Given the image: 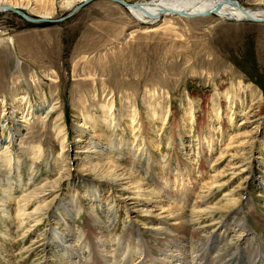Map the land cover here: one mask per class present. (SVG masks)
<instances>
[{"label": "rangeland", "instance_id": "rangeland-1", "mask_svg": "<svg viewBox=\"0 0 264 264\" xmlns=\"http://www.w3.org/2000/svg\"><path fill=\"white\" fill-rule=\"evenodd\" d=\"M0 1L34 20L50 17L30 24L0 12V123L7 120L14 134L7 147L0 145V264H70L58 243L48 241L47 220L35 227L34 219L17 215L16 201L48 190L65 173L83 175L81 180L96 176L80 166L97 163L101 168L106 161L113 168L132 169L142 182L141 191L126 187L123 177L98 185L106 199L119 202L106 233L117 238L139 230L152 254L159 255L156 248L163 247L155 243L154 232L174 221L166 215L169 200L162 194L155 198L152 190L158 191L162 181L182 178L196 200L206 197L199 210L241 198L254 244L264 248V21L221 20L212 14L163 16L145 25L133 19L126 5L107 0H93L77 11V5L64 9V0ZM238 1L255 11L264 4ZM83 117L91 119L93 140L113 134L123 148L100 155L81 144L84 138L75 143V127ZM253 131L256 147L249 157L240 156L239 138ZM0 139L9 140L8 131ZM207 147L212 155L206 162ZM132 151L140 157L135 168L129 167ZM148 152L153 163L146 172ZM164 164L168 167L160 176ZM68 182L78 190L70 192L85 211L66 219L67 226L96 228L86 219L90 202L81 194L82 182ZM61 194L59 200L66 197ZM180 208L191 216L189 204ZM93 210L103 216L99 205L93 204ZM201 215L192 226L196 237L206 240L224 232L217 215ZM65 228L60 223L57 231ZM225 233L220 254L234 252V244L243 239L232 229ZM116 247V240L108 244L110 251ZM184 249L193 251L194 245ZM133 257L132 264H140Z\"/></svg>", "mask_w": 264, "mask_h": 264}, {"label": "bare ground", "instance_id": "bare-ground-1", "mask_svg": "<svg viewBox=\"0 0 264 264\" xmlns=\"http://www.w3.org/2000/svg\"><path fill=\"white\" fill-rule=\"evenodd\" d=\"M85 1L86 0H76L74 3H71L70 1L67 2V0H64V9L76 5L79 6V4H82ZM3 7H9L14 10L19 9L5 1H0V8ZM257 9L258 11L245 9L238 0H153L150 2L130 4V7L126 10L136 21L145 25H152L157 22L158 18L163 16H183L182 18H185L184 16H186V18H188V16L199 17V15L208 12H214L213 14L221 20L249 21L248 19H253L255 21L257 20L256 22H262L264 21V4ZM0 12H2V10H0ZM49 18L48 15H44L41 17V20ZM54 110L55 108L53 107L48 110L45 113L46 117L48 118ZM38 111H41V109ZM10 116L12 115L10 114ZM88 119L90 118L83 117L80 124L75 127V133L77 134V137H75V143L82 142V138H84V141L81 144H88V147H93L97 150L96 153L100 155H103L101 154L104 153L103 151H105L106 154L108 153L111 155L112 152H119L123 148V145L116 143V137L113 134L107 136L104 140H101V142L99 139L93 140V134L89 133H92L94 128L93 124L89 122ZM5 122H7V120L0 123V133L2 134L8 131L9 140L3 141L0 139V145L6 144L7 147V145L12 142L14 134L6 128L7 124H5ZM18 122L21 124L24 123V121ZM111 128L114 129L113 124ZM82 133L87 136H81ZM256 135V131H253L248 135L243 137L239 136L240 138L238 137L240 140L238 142V149L241 150L240 156L249 157L248 155L252 154L256 147H254L253 142L256 139V141H258ZM250 138L253 141L249 142L248 140ZM261 145L263 144L261 143ZM260 147L263 151L264 147ZM86 149L88 150L89 148ZM205 149H207L205 152V161L207 162L209 160L208 157L212 155V149H210V147ZM131 154L130 158L128 157L129 167L135 168V159L140 157L134 152ZM144 155L146 154H143V156ZM150 155L151 153L149 152L146 155L148 166H146V172H149L150 170L149 164L151 165L153 163L151 162L152 158ZM97 166V163L83 164L80 166L82 167L81 169H84L88 173H97V175L95 174L96 176L92 175L93 177H87L86 180H81L80 178L83 177V175L78 173L72 175L65 173V175H62L59 180L53 182L48 187V190L44 192L41 191L39 194L32 193L29 196L22 197L16 201V205L18 206L17 215L21 218L34 219L35 227H39L40 223L47 220V227L49 228L50 233L48 241L50 243H58L61 247L62 253L65 256L70 257V264H132V261L134 260L133 255L141 259L139 261L140 264H264L263 243L261 245V242L259 241L260 243L254 244L255 237L249 232L247 215L245 211L243 212L244 204L241 202V198L232 199L228 205H222L220 207L210 206L204 208L205 210H199L200 205L203 204L206 197H197L195 195L197 198L196 200L191 195V191L183 187L185 182L182 178L162 181L158 191L155 189L152 190V192L155 193V198L162 194L164 198L169 200L170 203L168 202L166 205L169 211H167L166 215L167 218H171L174 221V224L169 225L168 228L156 230L154 232V235L157 237L155 243L160 247H163V249L156 248L158 249L159 255L152 254L151 246L143 239L141 231L139 230H127L129 232H126L123 236L121 235L122 237L117 238L116 236L106 233L105 229L107 228L108 223L116 218V208H119V202L116 200V203L114 204L113 201H109L110 198L106 199L103 189L98 185H101V182L114 183L119 177H123L128 181L126 183V187L128 188L131 187L132 189L135 188L138 191H141L142 185L140 184L141 181L138 182L135 180V176L132 174V169H124V167L119 169L113 168L109 165V161H106V163L104 162L101 168ZM167 167L168 166L165 164L160 167V170L162 171L160 176L163 175V172ZM30 174H32V171H30ZM68 179L69 181L74 179L75 181L82 182L81 194H85L90 202L86 219L91 225L94 224L96 228L91 229L88 223L82 228H78L76 225L67 226L66 219H75L80 212L85 211L81 204V200L77 202V199L72 197L70 191H73L74 194H76V191L78 190L72 188ZM63 181L66 182L65 185H62L61 182ZM154 184L160 183L155 181L153 182V185ZM61 185L64 189L57 191L58 188L62 187ZM115 185H113V188ZM20 186L22 185L20 184ZM178 186L179 189H176ZM11 188L12 187L8 189ZM21 188L22 190L25 189L24 186ZM8 189L2 192L5 195L4 197H8ZM109 189L112 190V187ZM147 191L149 192L151 190ZM62 192L65 193L64 195H66V197L59 200L58 198L62 195ZM191 197H193V200L190 199ZM248 203L250 202L247 201V205ZM93 204L100 206L103 213L102 217L93 210ZM120 204L122 203L120 202ZM188 204L191 210V216L187 218V216H184V214L179 211V208ZM31 207L33 208L32 211L27 213L29 210L28 208ZM203 213H207V216L212 217L217 215V225L220 224V227L224 232L212 235L206 240L196 237V233L192 226L199 223L200 217L202 216L201 214ZM159 216L164 217L162 214ZM60 223H64L66 226L61 233L57 231V228L60 227ZM262 223V226L264 227V221H262ZM231 229L236 231L240 237H243V239H240V241L238 240L237 243L234 244V252L230 250L229 252L220 254L218 249L219 244L224 241L228 234L225 232ZM91 232L93 233L92 235L90 234ZM114 240H116L118 247H116L115 250H111L113 252L111 253L108 249V244ZM186 245H194L193 251H185L184 247ZM168 252H173L174 255L171 254L172 256H169L167 255ZM84 253H87L86 259L84 258ZM156 257L160 259L165 257V259L158 260ZM172 258L176 259L172 260Z\"/></svg>", "mask_w": 264, "mask_h": 264}, {"label": "water", "instance_id": "water-1", "mask_svg": "<svg viewBox=\"0 0 264 264\" xmlns=\"http://www.w3.org/2000/svg\"><path fill=\"white\" fill-rule=\"evenodd\" d=\"M91 1L93 0H86L85 2H83L82 4H80L76 10L82 8L83 6L87 5L88 3H90ZM109 2H113V3H116V4H119V5H126L128 8L130 7V5L126 4V3H123L122 1L120 0H107ZM132 8V7H131ZM0 10L2 11H6V12H11L17 16H19L20 18H22L24 21L30 23V24H37V23H44V22H47L46 20H34V19H31L29 17H27L25 14H23L22 12L18 11V10H14V9H11L9 7H3V8H0ZM214 12H208L206 14H202V15H199V17H207L209 15H212ZM181 16V15H180ZM183 17V16H182ZM186 17V16H184ZM189 17V16H188ZM249 21H255V20H250L248 19ZM257 21V20H256Z\"/></svg>", "mask_w": 264, "mask_h": 264}]
</instances>
